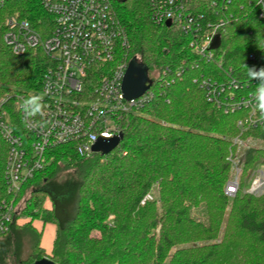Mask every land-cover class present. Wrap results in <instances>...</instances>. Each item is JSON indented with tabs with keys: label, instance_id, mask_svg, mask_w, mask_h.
I'll list each match as a JSON object with an SVG mask.
<instances>
[{
	"label": "trees",
	"instance_id": "obj_1",
	"mask_svg": "<svg viewBox=\"0 0 264 264\" xmlns=\"http://www.w3.org/2000/svg\"><path fill=\"white\" fill-rule=\"evenodd\" d=\"M115 1L129 42L128 60H136L147 76L164 68L181 72L175 77L167 71L160 84L153 82L152 99L123 119V139L107 155L83 157L77 143L45 153L44 168L15 199V220L27 217L29 223L13 224L10 231L18 229L20 242L33 230L34 220L54 224L51 250L45 254L37 238L25 259L10 264H35L43 258L53 264H264V195L243 191L254 168L264 164V148L240 150L239 188L226 196L227 158L236 152L232 139L239 136L236 122L242 113L224 115L205 102L192 81L201 65H189L196 58L178 33L150 22L147 0ZM9 7V13L32 24L42 17L37 0H13ZM230 10L222 47L225 66L239 76L262 66L264 28L247 0H232ZM47 65L38 50L16 57L1 46L0 96L38 88ZM248 136L264 142V126L244 134ZM5 149L1 143L0 200L6 197ZM65 169L74 172L75 190L56 194L53 180ZM147 194L151 200L141 204ZM67 201L73 214L62 222L59 212ZM1 254L0 264H8Z\"/></svg>",
	"mask_w": 264,
	"mask_h": 264
},
{
	"label": "built area",
	"instance_id": "obj_2",
	"mask_svg": "<svg viewBox=\"0 0 264 264\" xmlns=\"http://www.w3.org/2000/svg\"><path fill=\"white\" fill-rule=\"evenodd\" d=\"M12 1L0 0V47L16 57L38 50L48 65L38 88L0 96V144L6 146L0 236L21 219L15 220L19 210L15 199L23 185L44 168L48 150L77 143L83 157L95 154L91 147L99 138L122 134L123 119L152 99L154 81L160 84L167 71L175 77L181 72L164 68L148 76L149 89L126 100L121 86L129 62V42L112 0H37L42 17L36 24L9 13ZM247 1L264 28V0ZM147 5L150 22L178 33L196 58L189 65H201L192 81L203 92L205 102L224 115L242 113L236 122L239 136L232 142L236 150L251 149V139L244 134L264 126L256 100L261 81L252 78L251 72L241 71L237 76L232 67L225 66L222 33L233 17L232 0H147ZM216 36L220 43L212 49ZM248 59L254 62L252 55ZM260 68L264 62L255 67ZM233 158L231 154L227 158L231 165ZM233 168L237 174L239 168ZM238 188L235 175L227 181L224 194L232 197ZM260 189H264V164L256 170L248 193ZM146 200L151 195L141 204Z\"/></svg>",
	"mask_w": 264,
	"mask_h": 264
},
{
	"label": "rangeland",
	"instance_id": "obj_3",
	"mask_svg": "<svg viewBox=\"0 0 264 264\" xmlns=\"http://www.w3.org/2000/svg\"><path fill=\"white\" fill-rule=\"evenodd\" d=\"M116 2L115 0H112V3ZM223 50V47H222ZM128 54V52L126 51V55ZM128 57V56H127ZM250 137V145L252 146V148H264V142L257 140L255 138H253L252 136ZM240 150H244V149H238L236 150L234 157L233 158V164L231 165L230 168V178L234 177L235 175L238 177V180H240L241 177V172H242V166H240L241 164L238 161L239 153ZM233 166H237V168H239V170L237 171V174H235L234 168ZM259 168V165L256 166L254 168V170L251 172L250 176L247 178V183L246 186L243 188V191L245 193H248V190L250 188L251 182L255 176V172L256 170ZM73 170L70 169H65L62 170L60 173L57 174L56 178L53 180V184L52 186L58 190L56 192V194L59 192V190L65 188L66 190H68L69 192H73L75 190V183L77 182V180L73 177ZM73 178V179H72ZM229 178V179H230ZM154 192H156V188H154ZM251 194L252 196L255 197H259L264 195V189H260L259 192L257 193H248ZM153 196V195H152ZM56 197H58L56 195ZM45 207L46 208H50L51 207V202L49 199H47L45 201ZM73 206H71V201H67L63 204V206L60 208V212H59V216H60V221H64L68 218L72 217L73 214ZM30 218L27 217H22L17 226L20 228L25 224L29 223ZM33 230L31 231V233H28L27 235H24L25 237H23L20 242L17 241L16 237H17V233L15 232L16 230L18 231V229L9 231L6 235L4 236H0V251H1V258L4 259L5 261L7 260L10 264L12 263L14 260L16 259H25L28 254L31 251V248L33 247V245L35 244V242L37 241V238H39L40 240V247L42 249V251H44V253L46 254L50 252L51 250V244H52V240L54 239L55 236V232H56V226L54 224L51 223H42L39 220H34L31 223ZM98 234L93 233V236H97Z\"/></svg>",
	"mask_w": 264,
	"mask_h": 264
},
{
	"label": "water",
	"instance_id": "obj_4",
	"mask_svg": "<svg viewBox=\"0 0 264 264\" xmlns=\"http://www.w3.org/2000/svg\"><path fill=\"white\" fill-rule=\"evenodd\" d=\"M166 27L170 26L167 22ZM219 36H216L212 42L211 48L216 49L219 46ZM151 81L148 79L145 68L141 67L136 60L132 59L128 62L123 80L121 90L126 100L135 99L141 96L149 89ZM123 139V135L119 134L113 138L105 139L99 138L91 147V151L99 155H107L113 151ZM35 264H53L49 259L43 258Z\"/></svg>",
	"mask_w": 264,
	"mask_h": 264
},
{
	"label": "clouds",
	"instance_id": "obj_5",
	"mask_svg": "<svg viewBox=\"0 0 264 264\" xmlns=\"http://www.w3.org/2000/svg\"><path fill=\"white\" fill-rule=\"evenodd\" d=\"M250 72L252 73V78L261 81V83L258 84L257 87L256 100L259 110L262 114H264V68H250Z\"/></svg>",
	"mask_w": 264,
	"mask_h": 264
},
{
	"label": "crops",
	"instance_id": "obj_6",
	"mask_svg": "<svg viewBox=\"0 0 264 264\" xmlns=\"http://www.w3.org/2000/svg\"><path fill=\"white\" fill-rule=\"evenodd\" d=\"M53 241V240H52ZM51 246H52V244H51ZM47 253V252H46Z\"/></svg>",
	"mask_w": 264,
	"mask_h": 264
}]
</instances>
